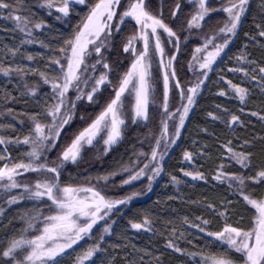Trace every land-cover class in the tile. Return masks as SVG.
<instances>
[{
    "label": "snow or ice",
    "instance_id": "snow-or-ice-1",
    "mask_svg": "<svg viewBox=\"0 0 264 264\" xmlns=\"http://www.w3.org/2000/svg\"><path fill=\"white\" fill-rule=\"evenodd\" d=\"M214 4L219 7H213ZM40 7L47 9L48 15L54 16L65 28L64 32L57 29L60 35L56 45L34 36L36 30H51L45 20L34 21L29 15L17 14L24 11L22 0H0V15L7 11V18L15 24L14 30L24 37L14 47L5 45V55L15 58L21 45L32 43L53 53L48 57L50 71L38 72L40 84L49 91L43 93L46 100L40 111L28 114L31 124L28 134L16 141L0 136V145L22 143L28 148L21 162H11L10 155H0V191L18 192V195H8V205L18 201L33 205L22 215L23 228L19 235L8 238L6 243L0 242V264H61L64 257L76 251L85 240L91 242L72 258V264H113L108 247L119 245H108L107 240L116 232L120 215L129 202L144 192L137 190L113 197L108 194L109 181L123 175L126 178L120 180V186H131L146 177L147 188L151 190L153 181L164 171L162 161L167 150L183 135L181 130L186 118L202 86L206 85L209 73L216 71V65L228 56L250 3L249 0H95L94 3L92 0H41ZM77 8H86L87 12L81 15ZM261 9L260 22L253 25L255 34L245 32L247 43L235 57H229L239 66L227 71L242 74L264 93V56L257 61L250 58L249 51V44L264 50V3ZM221 14L222 23L216 18ZM74 17H78L75 24L72 23ZM128 25L131 32L125 35ZM189 50L191 58L187 61V70L195 80L185 86L179 77L184 68L180 57ZM112 51L118 53L116 59L111 58ZM120 56L125 59L121 60ZM26 58L31 61L33 55L29 53ZM118 68L123 71L117 72ZM26 72L36 73L37 69L0 63V73L5 77L17 75L23 82L25 94L35 98L41 94L40 84L30 86L25 79ZM161 73L163 99L157 105L155 94ZM227 85L241 105L247 103L251 95L249 87L231 80H227ZM176 95L179 104L173 110ZM219 95H226L224 89ZM88 108L93 112L89 113ZM219 110L224 115L208 112L207 117L221 121L230 129L244 124L239 115H229L226 108ZM5 111L11 113L12 110ZM78 111L81 112L80 122L86 126L69 131ZM239 111L244 112L243 106ZM153 112L161 117L159 132L148 133L154 143L150 145V153H138L143 157L142 162L129 160L127 164L118 165V170L97 174L94 178L81 179L83 173L79 172L75 175L68 172L65 177L66 170L78 167L90 153L99 155L102 151L105 157L110 155L123 141L129 122L147 127L153 120ZM250 115L264 122V114L253 111ZM200 131L208 132L206 128ZM255 141L264 144V136L242 140L238 145L231 140L221 145L228 162L239 166V171H225L222 162L213 176L215 181H228L230 194L242 203L244 211H237L232 200L221 201L219 209L210 203L208 209L221 221L217 230H208L212 227L208 219L196 217L197 222L192 223L184 218L185 225L190 224L204 236L205 250L187 251L173 238L166 240V249L191 258V264H264V189L261 188L264 164L257 168L253 163ZM62 144L66 146L57 152ZM204 147L206 145L196 154L205 155ZM3 151L7 153V147ZM52 153L57 154L49 159ZM193 158V152L183 151L184 160ZM253 168H256L254 173L247 174ZM23 173L35 179L23 180ZM184 174L193 180L207 179L198 170ZM171 182L179 183V180L172 176ZM250 185L254 188L250 189ZM3 211L0 207V214ZM128 228L151 232L152 220L148 215L139 221L129 219L125 231ZM96 229L100 231L93 238ZM176 233L173 228L172 237H176ZM179 238H185L183 232ZM213 245L215 249L208 250ZM140 259L143 261V257ZM155 264H161L159 257Z\"/></svg>",
    "mask_w": 264,
    "mask_h": 264
},
{
    "label": "trees",
    "instance_id": "trees-1",
    "mask_svg": "<svg viewBox=\"0 0 264 264\" xmlns=\"http://www.w3.org/2000/svg\"><path fill=\"white\" fill-rule=\"evenodd\" d=\"M6 2H14V0H6ZM22 2L24 11L17 14L29 15L34 21L45 20L48 25H51V30L48 28L36 30L34 36L45 43L56 45L57 37H59L60 32L65 31V28L62 27L59 21L55 20L54 16L48 15L47 9L40 7L41 0H22ZM94 2L95 0H92V3ZM249 3L250 8L246 19L241 26L238 37L234 39L228 51V56L225 57L223 62L218 64L216 71L209 73L206 85L202 86L201 94L193 105V109L190 110L189 117L186 118L185 127L181 130L183 135L178 139L176 145L167 150L168 154L164 156L165 158L162 161L164 171L158 182L152 186L151 190H148L147 179L134 182L131 186H120V180L126 178L123 175L109 181L110 191L108 194L113 197H121L137 190H143L144 192L143 195L137 196L129 202L128 207L120 215L116 232L107 240L108 245H119L116 248L108 247V255L113 258V264H131L133 261L135 264H155L157 257H159L161 264H191V258L165 247L166 240L173 238L179 247L187 251L200 252L205 250L206 240L204 236L198 233L196 229H193L190 224L185 225L184 218L187 217L192 223L197 222L196 217L208 219L212 222V227L208 230L215 231L221 221L214 212L208 209V204H214L219 209L221 201L227 199L235 202L237 211H244L242 203L237 200L236 196L230 194L228 181H215L213 176L217 166L222 162L225 164V171H239V166L228 162L227 157L224 155L225 150L221 145L229 140L238 145L242 140L252 139L257 135L264 136V122L260 121L258 117L250 115L253 111L264 114V93L254 83H249L243 78L242 74L227 71L229 68L239 66L234 58L229 59V57H235L239 53L240 48L247 43L244 33L255 34L253 25L254 23H259L262 18L261 4L264 3V0H249ZM76 11L83 15L87 12V9L77 8ZM7 16V11L0 15V63L6 65L19 64L27 68L37 69L36 73L26 72L25 79L30 86L32 84H40L38 72L50 71L48 57L53 53L38 43H32L21 45L20 53L15 58H12L10 54L6 56L7 49L5 45L14 47L24 38L18 30H14L15 24ZM216 18L222 23L224 16L221 14ZM77 19L78 17H74L72 23L75 24ZM218 26L216 25V27ZM130 32L131 25H128L125 35L130 34ZM194 44L195 40L193 46ZM249 51L252 53L250 58H254L257 61L264 56V50H261L258 46L249 44ZM29 53L33 55V60L31 61L26 58ZM117 55L116 51H112L111 58L116 59ZM190 58L191 50L180 57L184 68L180 71L179 77L185 86H187L188 81L195 80L194 75L187 70V61ZM120 59L124 60L125 58L120 56ZM119 71H123V69L118 68L117 72ZM227 80H231L233 83H242V86L251 89V95L247 98L246 104L241 105L238 98L232 94L227 85ZM157 88L158 91L155 94L156 104L160 105L163 99L162 73L157 83ZM40 89L41 94L39 96L30 97L25 94L23 82L17 75L12 74L10 77H5L0 73V125L4 126L0 127V136L16 141L28 134L31 127L28 114L40 111L46 100L43 93L49 91L43 84H40ZM221 89H224L226 95H219ZM6 93L12 99H8L5 95ZM173 95L171 87L170 98ZM178 104L179 97L176 95L172 102V109L174 110ZM216 106H219V109H228L229 115L233 113L239 115L244 124L230 129L221 121H213L207 117L208 112L224 115ZM242 106L244 108L243 113L239 111ZM6 109H11V113L5 111ZM87 111L92 113L93 109L88 108ZM80 115L81 112L78 111L76 122L69 131L79 130L86 126V124L80 122ZM152 115L153 120L148 123L147 127L144 124L134 126L129 122L123 141L115 146V150L110 155L105 157L102 151L99 155H96L95 152L90 153L81 161L78 167L66 170L65 177L68 172L73 175L79 172L83 173L81 179L87 176L94 178L97 174H106L107 172L118 170V165L127 164L129 160H140L142 162L143 157L138 156V153H150V145L154 143L148 133L151 131L158 134L159 132L158 125L161 117L155 112ZM201 128H206L208 130L207 134L201 132ZM202 145H206L203 148L205 155L196 154L200 151ZM63 146L66 145L62 144L61 148L57 149V152L62 150ZM5 147H7V153L3 151ZM185 149L194 153L193 160L186 161L183 159V151ZM27 151V146L22 143H13L8 146L0 145V155H10L11 162L23 161ZM252 151L255 153L253 163L258 168L261 164H264V144L255 141V148ZM56 154L52 153L49 159L55 158ZM222 156L223 160H221ZM182 169L184 171H181ZM197 170L203 172L207 179L193 180L192 177L184 174L186 171ZM255 170L256 168H253L247 174H252ZM172 176H176L179 183H172ZM22 179L31 181L35 177L29 173H23ZM249 188L252 189L254 186L250 185ZM261 188L263 189V186ZM256 190L259 191L261 189ZM8 195H18V192L16 190L10 193L0 191V207L4 209L3 213L0 214V242L5 243L8 238L19 235L20 230L23 228L22 215L33 207L32 204L25 201H18L15 204L8 205L6 203ZM144 215H148L152 220L153 230L151 232L145 230L137 231L130 228L125 231L127 220L139 221ZM235 218L232 217V219ZM173 228L177 230L176 237L171 235ZM99 231L100 229H96L93 238L98 235ZM181 232L184 233L185 238H179ZM122 237H126V239ZM90 242L91 240H85L81 243L80 247L76 248V251L64 257L61 264H72V258L82 249H85ZM214 249V245L208 248V250ZM141 257H143V261H141Z\"/></svg>",
    "mask_w": 264,
    "mask_h": 264
},
{
    "label": "rangeland",
    "instance_id": "rangeland-1",
    "mask_svg": "<svg viewBox=\"0 0 264 264\" xmlns=\"http://www.w3.org/2000/svg\"><path fill=\"white\" fill-rule=\"evenodd\" d=\"M213 7H219V4H214L213 5ZM166 51H167V49H166ZM92 61L90 60L89 61V63H91ZM218 65H216V67H217ZM195 77V76H194ZM171 87H172V85H171V83H170V89H171ZM233 105H235L234 103H233ZM186 122V121H185ZM169 123H170V121H169ZM161 150L163 151L164 149H163V146H161ZM166 156V155H165ZM165 158V157H164ZM164 160V159H163ZM154 166V165H153ZM161 176H162V173L159 175V176H157L156 177V179L153 181V183H152V186L153 185H155L157 182H158V180L161 178ZM142 179H146V177H141L140 178V180H142ZM139 180V181H140ZM136 182H138V181H136ZM134 183V182H133ZM263 189H264V186H263ZM235 219H238L237 217L235 218Z\"/></svg>",
    "mask_w": 264,
    "mask_h": 264
}]
</instances>
